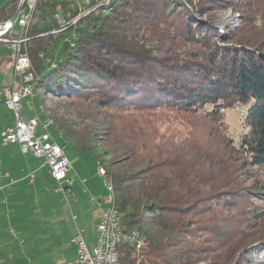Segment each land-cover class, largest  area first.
<instances>
[{"label": "trees", "instance_id": "trees-1", "mask_svg": "<svg viewBox=\"0 0 264 264\" xmlns=\"http://www.w3.org/2000/svg\"><path fill=\"white\" fill-rule=\"evenodd\" d=\"M19 3L2 7L0 22ZM57 4L41 0L32 22L36 94L63 145L106 170L120 224L145 240L140 248L119 244L120 264H218L214 255L229 250L231 239L215 214L236 209L248 189L241 176L264 167V29L219 47L216 29L198 17L228 0H116L51 34L62 28ZM71 31L76 45L65 43L61 60L41 75L44 55ZM7 54L0 46V69ZM46 97L84 109L81 121L59 118ZM237 103L246 107L245 132L234 145L222 117ZM252 190L264 202L262 180ZM258 241L264 250V238ZM237 252L245 257L248 248Z\"/></svg>", "mask_w": 264, "mask_h": 264}, {"label": "rangeland", "instance_id": "rangeland-1", "mask_svg": "<svg viewBox=\"0 0 264 264\" xmlns=\"http://www.w3.org/2000/svg\"><path fill=\"white\" fill-rule=\"evenodd\" d=\"M10 1L0 0V9L8 5ZM228 1L234 5L233 10L230 8L232 4H226L223 7L213 9L212 12L203 17H198V21L208 23L210 27L216 29L218 33L216 41L219 47L237 46L235 44V35H244L250 31L259 32V30L264 29V0ZM112 4L111 7H113ZM111 11L104 13L110 14ZM77 12L75 15H77ZM84 16L87 15H82L81 18ZM65 20L66 22H71L72 19L69 20L66 17L63 21L64 23ZM15 30L19 31L20 27L16 25ZM30 31L31 28L29 36ZM40 34L38 35L40 36ZM232 35L235 37L231 40H226L227 37ZM30 37L32 39V36ZM179 37H182V35H176L175 40L179 41ZM62 42L63 39L58 40L53 50L44 55L45 69L50 62L55 61L57 63L61 58ZM0 46L2 50L8 52L5 56L6 60L0 69L1 87L10 75L11 77L13 76V70L7 68L12 72H5L2 69H6L5 64L9 60L10 52L8 47L2 44ZM32 67L36 72L33 63ZM37 78L38 74L36 72L34 82ZM6 86H3L0 90V103H3L5 107L4 97L1 93ZM39 96L36 94L35 88L33 96L21 99V117L26 121L33 120L39 124V132H42L43 124H48L47 131L64 148L65 154L71 162L69 176L72 178V193L66 198L62 191L56 189L58 183L49 175V169L44 163V169L36 173V183L27 185V181L22 182L24 193L18 201L16 211L0 219V264H56L57 261L59 264H66L69 258L66 259L65 256H61L62 254L60 258L59 253H62L61 250L66 247L70 249L73 247L74 244L71 239L76 232V227L84 229V238L90 249L93 250L100 211L98 201L100 200L105 204L114 203L108 186L111 181L108 174L107 176L100 175L98 162L90 156L80 153L72 146L63 145L59 131L55 129L53 122L42 111ZM44 106L54 112L59 118L75 122L81 121L84 111V109L73 106L71 101H58L47 97L45 98ZM9 111L13 117L11 125H14L13 112ZM245 114L246 107L240 103L227 109L223 114L224 134L233 141L234 145H238L245 132ZM11 125H7L4 128ZM1 141L3 142L2 137ZM4 144L18 145L12 143ZM18 146L21 149V146ZM223 148L228 151L227 146ZM225 169V166H223L225 174L229 175L231 173L230 170ZM251 175L254 177L249 179L247 178L248 175H243L240 178V184L243 187L247 185L248 189L242 192L246 197H239L236 209L230 210L220 207L215 214L217 218L214 223L221 225L223 235L227 239H231L229 250L222 253V256L219 254L214 255L213 260L216 263L218 262V264H264V250L260 247L258 248L261 245L258 239L264 238V202L255 200L256 197L251 195V191H254L252 187L255 181L260 179L264 184V167L254 169ZM74 216L76 217L75 221L73 220ZM141 237L143 236L141 235ZM238 239L241 242H238ZM144 245L145 240L142 246ZM246 248H248V252L245 257L237 252L238 249ZM211 257L213 256H209V258ZM219 257L223 258V260L221 261Z\"/></svg>", "mask_w": 264, "mask_h": 264}, {"label": "built area", "instance_id": "built-area-1", "mask_svg": "<svg viewBox=\"0 0 264 264\" xmlns=\"http://www.w3.org/2000/svg\"><path fill=\"white\" fill-rule=\"evenodd\" d=\"M41 0H20L22 7L15 19L0 22V44L9 48V60L6 68L13 70L10 85L2 90L6 107L13 112L14 125L4 128L1 137L4 143L18 144L24 153L32 152L36 157L44 159L52 178L58 183L57 189L62 191L66 198L72 193V179L69 176L71 162L65 154L64 148L59 145L47 131L48 125L39 124L33 120H24L21 117V99L33 96L35 90V71L27 50L31 37L29 30L32 26L38 3ZM54 18L64 23L55 34L75 24L82 15H88L91 7L99 1L105 0H56ZM19 3V5H20ZM78 11L74 16L73 11ZM66 13V15H65ZM69 19V20H70ZM20 27L19 31L15 26ZM41 33L40 36H45ZM103 176V171L99 169ZM69 201V200H68ZM101 216L97 224V235L93 250L90 249L84 238V229L77 227L71 242L76 246L79 264H120L119 244H129L138 248V241L132 232L120 224V216L115 210L114 203L98 201ZM75 216L73 220L75 221Z\"/></svg>", "mask_w": 264, "mask_h": 264}, {"label": "crops", "instance_id": "crops-1", "mask_svg": "<svg viewBox=\"0 0 264 264\" xmlns=\"http://www.w3.org/2000/svg\"><path fill=\"white\" fill-rule=\"evenodd\" d=\"M2 69L5 72H12L7 68ZM11 78L10 75L3 86L10 84ZM3 86L0 87V90ZM12 123V113L3 103H0V132L5 126L11 125ZM43 163L44 160L36 157L32 152L23 153L18 145L4 144L0 137V219L16 211L18 201L24 193L22 182L27 181V185L36 183V173L44 169L45 166ZM100 216L101 210L99 211L98 221ZM61 252L59 256L62 254L61 256H65L66 259L69 258L66 264H79L77 262L76 247L74 245L71 249L67 247L62 249ZM56 264H59V262L57 261Z\"/></svg>", "mask_w": 264, "mask_h": 264}, {"label": "water", "instance_id": "water-1", "mask_svg": "<svg viewBox=\"0 0 264 264\" xmlns=\"http://www.w3.org/2000/svg\"><path fill=\"white\" fill-rule=\"evenodd\" d=\"M21 7H22V3H20V5H19V7H18V9H17V12L15 13V15L13 16V18L11 19L12 20V22H14L15 21V19H16V17H17V15H18V13H19V11H20V9H21ZM74 25V24H73ZM70 27V26H69ZM69 27H66L64 30H61L60 32H65ZM78 40V35H77V33L75 32V31H71L70 33H67L66 34V36L64 37V39H63V42H62V44H61V47H63V45L65 44V43H68L71 47H73V46H75L76 45V41ZM61 60V58L59 59V61ZM58 61V60H57ZM58 61V62H59ZM58 62L56 63L55 61H53V62H50V64L49 65H47V70H49V69H51V68H54L57 64H58ZM45 60H44V65H45ZM44 65H43V67H42V69H41V75H43L47 70L45 69V67H44Z\"/></svg>", "mask_w": 264, "mask_h": 264}, {"label": "bare ground", "instance_id": "bare-ground-1", "mask_svg": "<svg viewBox=\"0 0 264 264\" xmlns=\"http://www.w3.org/2000/svg\"><path fill=\"white\" fill-rule=\"evenodd\" d=\"M113 1L114 0L99 1L98 3H95L94 6L91 7V11L90 12H92L96 6L108 7V6H110L113 3ZM109 10H110V8H109ZM109 10L107 12H110ZM46 125H48V124L46 123ZM100 170L103 171V176H107V172L104 170V168H100ZM108 186H109L110 191H112V181H110V183L108 184ZM114 207H115V205H114ZM115 210H117L116 207H115ZM117 213H118V211H117ZM132 232H133V234L135 235V237L137 239H140L141 240V241H138V247L142 246L144 240H143V237H141L139 231L132 230Z\"/></svg>", "mask_w": 264, "mask_h": 264}]
</instances>
